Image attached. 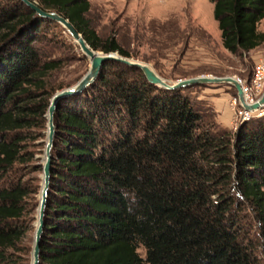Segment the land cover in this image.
<instances>
[{"label":"trees","instance_id":"obj_1","mask_svg":"<svg viewBox=\"0 0 264 264\" xmlns=\"http://www.w3.org/2000/svg\"><path fill=\"white\" fill-rule=\"evenodd\" d=\"M211 1L228 51L264 43V0ZM36 2L94 49L131 56L101 38L90 0ZM60 25L0 0V264H18L27 232L28 144L60 88L63 61L46 51ZM203 86L160 87L111 59L58 103L40 264H264V116L224 127Z\"/></svg>","mask_w":264,"mask_h":264},{"label":"rangeland","instance_id":"obj_2","mask_svg":"<svg viewBox=\"0 0 264 264\" xmlns=\"http://www.w3.org/2000/svg\"><path fill=\"white\" fill-rule=\"evenodd\" d=\"M90 1V17L101 38L116 37L119 43L130 51L129 58L150 64L158 74L169 81L205 74L241 77L249 83L256 64L264 61V43L250 51L235 54L224 47L218 22L214 18V3L211 0ZM258 30L264 32V19L258 24ZM55 36L54 49H45L49 55L63 61L62 67L51 76L52 84L55 87L60 86L57 92L76 84L88 72L91 61L62 25L56 28ZM51 50L54 52L50 53ZM96 50L104 52L101 49ZM218 88L222 89L223 93L230 94V101L237 96L235 87L229 83L206 84L195 94L213 105L210 97L213 94L211 91L215 90L211 89ZM263 92L264 90L257 96L261 97ZM234 117L231 121L232 129L240 125L233 122ZM47 123L48 118L45 127L34 130V137L28 144L32 153V171L26 179L32 192L27 197L28 206L24 214L26 235L19 243L18 249L12 251L18 264H31L32 261L43 180ZM139 252L143 256L146 255L143 246H140Z\"/></svg>","mask_w":264,"mask_h":264},{"label":"water","instance_id":"obj_3","mask_svg":"<svg viewBox=\"0 0 264 264\" xmlns=\"http://www.w3.org/2000/svg\"><path fill=\"white\" fill-rule=\"evenodd\" d=\"M27 5L36 10V12L42 16L51 18L59 22L66 31L72 36L74 41L80 46L82 52L91 61V66L88 72L74 85L63 88L57 91L51 98L50 105L47 112V138L44 152V163H43V175H42V187L40 191V202L38 207V216L36 223V230L34 234V245L32 250V261L31 264H40L41 255V244L44 234L45 227V215H46V205L48 201V196L50 192V181H51V169H52V149L55 143L56 137V125H55V113L58 107V103L71 95L82 93L87 87H89L97 78L101 71L103 64L111 59L121 61L123 63L137 66L141 68L146 75L147 79L167 89H176L182 87H188L196 84H220L229 83L237 89L238 98L244 108L247 110H255L259 108L264 103V92L260 99L253 104L246 102L243 89L241 84L236 79V76H216V75H205L201 74L198 76H193L189 78H182L177 81H169L158 74L150 64L136 59H131L120 55L118 52H102L94 49L83 37L82 33L78 32L71 21L65 16L61 15L56 11H47L42 9L38 2L32 0H23Z\"/></svg>","mask_w":264,"mask_h":264},{"label":"built area","instance_id":"obj_4","mask_svg":"<svg viewBox=\"0 0 264 264\" xmlns=\"http://www.w3.org/2000/svg\"><path fill=\"white\" fill-rule=\"evenodd\" d=\"M238 82L241 84L243 93L245 95V100L249 104H253L259 100V95L264 90V61H260L256 64L251 81L247 83L241 77H236ZM230 105L234 111V121L237 124H240L243 121L252 119L253 117H260L264 115V103L255 110H247L244 108L237 96H234Z\"/></svg>","mask_w":264,"mask_h":264},{"label":"crops","instance_id":"obj_5","mask_svg":"<svg viewBox=\"0 0 264 264\" xmlns=\"http://www.w3.org/2000/svg\"><path fill=\"white\" fill-rule=\"evenodd\" d=\"M215 91L210 97V100L215 108V111L217 112V118L218 120L225 126L229 127L230 129L233 128L232 126V118H233V108L230 105V94L224 92L223 90L218 89H211ZM206 92V91H205ZM208 93V92H207Z\"/></svg>","mask_w":264,"mask_h":264},{"label":"bare ground","instance_id":"obj_6","mask_svg":"<svg viewBox=\"0 0 264 264\" xmlns=\"http://www.w3.org/2000/svg\"><path fill=\"white\" fill-rule=\"evenodd\" d=\"M244 97H245V95H244Z\"/></svg>","mask_w":264,"mask_h":264}]
</instances>
